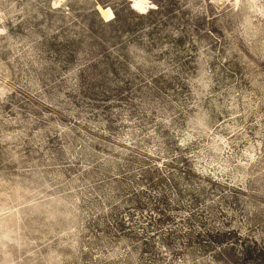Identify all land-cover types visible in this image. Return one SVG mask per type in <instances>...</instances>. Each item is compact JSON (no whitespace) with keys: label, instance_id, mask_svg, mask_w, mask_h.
<instances>
[{"label":"rangeland","instance_id":"rangeland-1","mask_svg":"<svg viewBox=\"0 0 264 264\" xmlns=\"http://www.w3.org/2000/svg\"><path fill=\"white\" fill-rule=\"evenodd\" d=\"M0 264H264V0H0Z\"/></svg>","mask_w":264,"mask_h":264}]
</instances>
